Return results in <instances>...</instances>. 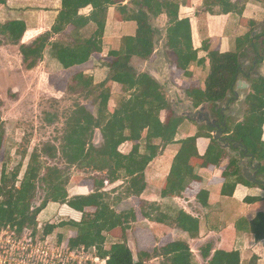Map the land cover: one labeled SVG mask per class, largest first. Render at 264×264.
I'll return each mask as SVG.
<instances>
[{"label": "trees", "instance_id": "trees-1", "mask_svg": "<svg viewBox=\"0 0 264 264\" xmlns=\"http://www.w3.org/2000/svg\"><path fill=\"white\" fill-rule=\"evenodd\" d=\"M125 1L108 0L110 5H119ZM91 2L92 0H61L60 20L75 29L87 27L90 21L81 17L79 13ZM132 3L140 8L141 21L136 36L126 40L124 56L116 58L109 64L110 76L100 86L103 91L93 100L95 115L85 106L77 104L66 120L59 147L48 143L43 146L40 154L34 153L21 180L19 179L21 167L9 173L4 166L0 172V230L9 227L11 231L21 234L25 228L34 229L39 215L49 203L67 205L74 211L82 213V220L63 222L60 226H45L44 235H52L58 227L73 229L76 236L68 241L70 249L96 248L98 256L107 259V264H146L155 258H162V264H198L189 243L181 240L157 248L153 254L139 253L135 257L127 244L126 233L137 219L136 212L133 209L129 212L117 211L115 206L122 203L124 198H117L116 203H113L110 194L103 191L107 184L129 179L128 195L124 196L141 197L147 189L146 168L168 145L176 143L181 145V149L174 159L163 195L172 193L182 197L193 182H202V178L197 175L195 161H201L202 168L210 166L220 168L225 164L224 196H233L239 184L249 187L264 186L247 181L237 161L230 158L214 140L211 141L205 155L201 156L197 141L200 138L212 139L209 133L198 132L195 136L175 142L183 120L174 117L170 104L164 100L166 96L164 87L149 74H138L132 65L133 58L142 61L151 59L161 41L163 33L151 25L150 14L156 16L155 10L163 9L170 19V24L174 25L168 36V47L175 55L174 65L177 70L185 71L189 76L188 68L192 63L204 65V62H198L197 52L192 45L190 21L179 19L178 4L159 3L156 0H133ZM106 18L107 11L103 25L93 32L88 41L70 45L58 44L54 48L55 58L63 69L71 70L83 66L94 55L102 53ZM27 30V24L23 20L0 23V37L18 46L24 66L27 70H33L53 47L51 42L53 35L47 32L31 44H22ZM250 45L254 51L258 49L255 40H252ZM204 48L208 50L207 45H204ZM241 55L242 53L220 52L209 54V75L204 87L188 90V96L196 105L207 103L215 105L224 102L235 92L241 77ZM72 82L74 84L69 86L70 90L77 94L87 93L94 86V79L86 77L84 73L75 74ZM109 82L119 84L122 89L118 109L114 114L109 109L112 97L111 91L106 88ZM250 84V92L243 104V118L230 126L228 133L254 155L261 164L260 173L264 175V79L255 77L250 80ZM164 111L170 112L165 122L161 119ZM98 130L102 142L97 145ZM4 133V125L0 118V149L3 146ZM126 144L131 145V150L128 154H123L120 148ZM58 157H61L69 168L75 167L97 174L91 179L94 181V193L71 197L67 189L70 178L65 172L56 166L44 167L41 163L42 158L56 160ZM39 183L46 187V198L41 206L34 207L33 202ZM208 200L207 191L198 194V201L202 206L206 207ZM161 210L160 206L152 205L143 210L142 215L148 220L174 226L192 239L199 237L198 220L183 210L174 211V215H164ZM155 213L157 217L152 218L151 215ZM117 229L122 233V241L112 244L111 248L106 250L109 235ZM249 231L258 241L264 239V213L258 214L256 219L249 223ZM201 255L207 264H242L239 252L216 251L212 255L211 245L203 248Z\"/></svg>", "mask_w": 264, "mask_h": 264}, {"label": "crops", "instance_id": "crops-1", "mask_svg": "<svg viewBox=\"0 0 264 264\" xmlns=\"http://www.w3.org/2000/svg\"><path fill=\"white\" fill-rule=\"evenodd\" d=\"M132 1L133 0H126L124 3L119 5H110L108 0H92L91 4L82 9L79 13L81 17L87 18L90 21V24L87 27L78 29H75L71 25H68V30L61 33L68 35L69 37H71L70 39H75L77 37L78 39L76 41H78L79 43H84L91 38L95 30L101 28L104 22L105 12L107 11L105 34L103 38V51L100 54L94 55L92 59L87 64H85L88 65L93 63L95 64L96 62L99 63L98 66L100 68L93 69L94 71H92V74L90 75V77L94 79V85L96 83L102 84L108 79V77H106L104 78L105 80H102L99 83L96 82L97 73L102 72L101 74L103 75V73H105L106 71L110 72L109 64L112 63L116 58H122L124 56L126 40L129 37L136 36L138 24L141 21L139 15L140 8L134 5ZM156 1L159 3L168 2L179 5V19H188L190 21L192 31V45L194 50L197 52L199 60L198 62H204V65H199L198 63L194 62L188 68V72L190 73L189 76L186 75L185 71L176 70L174 76L171 77V68L172 65L175 66L174 64L176 62V58L173 51H171V49L168 47V36L174 28V25L170 24V19L165 11H163V9L155 10V14H157L156 16L153 13L150 14L151 25L154 28L162 31L163 33L161 41L156 47V51L148 61H142L138 58H133L132 65L135 68L140 62L147 64L151 60H155L158 65L154 70L149 72V75L155 80H157L155 77H158L161 82L165 83L166 81L161 80L160 70L165 66L167 68L169 67L170 83L174 82L175 85H180V87L170 86L171 92L181 95L182 99L184 97V99L189 100L190 102H192L193 100L188 96V90H190L191 88H202V86L204 87V83L209 75V54L211 52H220L221 54L242 53L244 49H246L248 43H251L252 39L257 36L256 32H259V29L254 28V26L257 25V23L260 21L261 15L264 13V0ZM55 4L57 18V16L60 17V11L62 10L61 0H56ZM25 22L28 28V23L26 20ZM29 30L30 29L28 28V31ZM37 30L38 29L33 31ZM50 30L51 29L49 28V31ZM254 34L256 35L253 37ZM204 45H207V51L204 48ZM49 50L47 52H49ZM80 67L74 69H78ZM198 70H201L204 75L207 73L206 77L204 78L203 85H187L188 81H191L194 77H196L194 71H196L197 73ZM137 73L139 74V72ZM241 81L248 84V88L244 90V99L246 100V96L251 89V84L250 81ZM157 82L160 83L158 80ZM114 84L118 87H121L117 83ZM165 86L166 84L163 87L165 88ZM173 87L176 88V91L172 90ZM95 88H97V86ZM99 95L100 93L98 94V96ZM112 97L109 103V109L110 112L114 114L117 111L118 107L115 110L111 109V104L113 102ZM172 100V95H168V103L171 106L174 117L183 120L182 126L180 127L175 137V142H179L189 137L195 136L198 132H204L188 129L191 127H189V124L192 125L195 123H192L187 118L177 115L172 107ZM244 102L241 105H243ZM163 114H165V117L167 119L170 112L164 111L161 114V119L163 122H165L166 119L164 120L162 118ZM241 120L242 119H240L239 121ZM206 133L208 132L206 131ZM207 141H209L208 144H206ZM96 142L97 145L102 142L101 133L96 135ZM210 144L211 140L208 138L198 139L197 148L201 156L205 155ZM126 145L131 147V145L129 144ZM180 149V144H170L159 154L156 159H154L157 162H162V160L167 158L169 159H167L168 161H170V163L166 170V173L162 176V180L157 181L156 179H154L153 181H150L147 176L148 174L146 170L145 175L147 180V189L141 197H133V199L135 198L137 200H140L147 194L148 197L146 198V202H148V205L160 206L162 209L161 212L164 215H174V211L183 210L186 214L192 216L200 222V235L199 237L192 239L188 236L187 233L177 229L174 226L162 224L142 217V220H144L143 223L148 222L149 224L148 231L146 230L148 236H145V241L143 243L139 241L136 254L132 250L133 243L127 238V244L134 253L135 257H137L139 253L153 254L155 249L171 244L174 241L181 240L189 243L191 251L194 254L196 262L198 264H207V262L202 258L201 255V250L207 245L212 246V255H214L216 251L239 252L241 255L242 264H264V239L258 241L256 239V236L249 231V223L254 221L258 214L264 213V188L260 186L249 187L239 184L236 187L233 196H224L223 188L225 185V179L223 178V172L225 164L220 168L215 166L202 168L201 161H195V164L198 168L197 175L202 178V182H193L183 193L182 197H178L172 193L163 195L166 189L167 180L170 175L174 159ZM120 152H122L121 148ZM122 153L128 154L124 152ZM125 180L128 182L129 179ZM120 181L122 180H119L118 182ZM87 182V187L84 189L88 191V193L79 192L76 195H69L71 197L77 195L88 196L94 193L95 187L91 191V185H94V181L89 180ZM105 189L103 190L104 192ZM204 190L209 193L208 205L206 207L202 206V204L198 201V194ZM248 199H257L258 201L253 202L248 201ZM62 206L66 213L70 215V218L73 221L80 222L82 220V213L74 211L67 205ZM149 206H147V208ZM45 210L42 213H44ZM130 210H132V208H129L128 210L118 211L129 212ZM134 211L136 212V210ZM151 216L152 218H155L157 217V213L152 214ZM140 229L142 228H137L136 233H138L140 236H143L144 234ZM114 232L109 235V238H113L114 236L117 237V234H114ZM128 232L129 230L126 233V236L128 235ZM120 236H122V233L120 234ZM71 238H74V236ZM119 239L120 240H118L117 243H119V241H122V237H120ZM162 262V258H155L147 262L146 264H162Z\"/></svg>", "mask_w": 264, "mask_h": 264}, {"label": "rangeland", "instance_id": "rangeland-1", "mask_svg": "<svg viewBox=\"0 0 264 264\" xmlns=\"http://www.w3.org/2000/svg\"><path fill=\"white\" fill-rule=\"evenodd\" d=\"M55 1L0 0V23L5 24L14 20L27 21L30 30H27L26 36L23 37L22 44H31L39 36L47 32H51L53 35L51 41L53 47L45 54L43 61L33 70H27L24 66L19 47L8 43L0 37V118L3 122L5 132L3 146L0 149V172L4 166L7 167L9 173L21 167L20 180L23 178L31 162V156L34 153L40 154L43 146L48 143L58 147L61 145L66 120L77 104L85 106L91 114L95 115V108L92 106V103L96 96L103 91L100 88L101 83L99 82L110 76L109 71H106L107 73L105 72L103 75L101 74L102 72L97 73L96 82L99 84L96 83L97 85L95 84L87 93L77 94L70 90L69 86L74 84L72 79L75 74L84 73L90 77L92 71H94L93 69H99L100 67L98 66L99 63L96 62L95 64H88L78 69L65 70L55 58L54 48L58 44L70 45L79 43L76 41L78 39L77 37L70 39L71 37L68 35L60 33L61 31L68 30V25L64 24L58 16L56 18ZM49 28L51 29L50 31ZM254 28H261L264 31V13ZM36 29L38 30L33 31ZM257 45L258 48L264 50V41L257 42ZM254 57V48L248 43L246 49L242 52L241 62L253 61ZM157 65L155 60H151L147 64L140 62L135 67V70L139 74H149ZM171 69L172 77L177 69L173 65ZM194 73L196 77L188 81L187 85L202 86L207 73L204 75L201 70H198L197 73L194 71ZM254 74L256 77H263L264 79V60L259 64ZM165 84L166 86L163 90L166 96L164 100L168 101V95H170L169 93L171 91L170 86L180 87V85L178 86L174 82L169 83L167 81ZM96 86L97 88H95ZM106 88L113 95L111 109L115 110L121 98V87H118L113 82H109ZM238 113L234 119L229 121L230 126L235 125L243 118V105H241ZM162 118L164 120L166 119L165 114H163ZM48 120L52 122L49 123ZM189 127L188 129H193L194 131H207L205 127L198 124H189ZM96 134H100V131L98 130ZM130 148V146L125 145L121 147V151L128 153ZM167 159L162 160V162L153 160L148 165L146 170L150 181L154 179L157 181L162 180V176L166 173L170 163L168 161L169 159ZM41 163L44 167L56 166L65 172L66 176L70 178L67 187L70 195H76L79 192L88 193L84 189L87 187V181L97 176V174H93L89 170H81L75 167L69 168L61 157H58L56 160L42 158ZM44 173L43 171L42 174ZM98 176L101 175L98 174ZM93 188L94 185H91V191ZM105 192L110 194L113 203H116L117 198H124V202L115 206L117 211L128 210L129 208L136 210L137 219L132 223L131 231L129 230L126 236L133 243L132 250L136 254L139 241L143 243L145 236H148L149 224L148 222L143 223L144 220H142V211L149 206L148 202H146L148 195L146 194L140 200L133 199V196L126 198L124 196L128 195V182L126 180H122L113 185H107ZM45 198L46 187L39 183L36 191V199L33 202L34 207L41 206ZM42 214L38 217L34 227V238H36V242L38 241L37 243H48L49 246L54 248L61 246L62 243L67 244L71 237H75L76 232L68 227H58L52 235H44L45 226H60L63 222L73 221L61 204L49 203L45 212ZM137 228H142L140 230H142L143 236L136 233ZM27 229L28 231L17 236L12 235L13 232H11L9 227H4L0 230V264H5V259L9 254H14L19 248H25L27 239L32 237L31 228ZM114 234H117V237L111 236L113 238L108 239L105 246L106 250H109L112 244L117 243L120 240L119 238L122 237L120 236L121 231L119 229ZM22 254L23 252L21 251ZM32 256L37 257V254L34 252ZM88 256L90 262L86 260L83 264H94L91 262V258L98 256L97 250L89 251Z\"/></svg>", "mask_w": 264, "mask_h": 264}, {"label": "flooded vegetation", "instance_id": "flooded-vegetation-1", "mask_svg": "<svg viewBox=\"0 0 264 264\" xmlns=\"http://www.w3.org/2000/svg\"><path fill=\"white\" fill-rule=\"evenodd\" d=\"M252 40H255V43L264 41V31L259 28L257 36ZM254 60L242 63L241 67V80L250 81L256 76L254 72L257 70L259 64L264 60V50L258 48L254 51ZM161 71V80L168 81L170 83V73L169 67H163ZM239 80V81H241ZM238 81V82H239ZM244 91V90H243ZM238 90V83L235 89V92L232 95H229L227 100L215 105L211 103L196 105L194 101L190 102L189 100L182 99L181 95L174 94L170 91L172 95V107L177 115H180L184 118H187L192 123L201 125L207 129V132L212 136L211 141L214 140L213 136L217 137L216 141L221 148H223L230 158H233L237 161L238 166L242 171L243 177L246 179L247 176L249 179L247 181L252 184L263 185L264 186V175L260 173L261 164L256 160L254 155L250 154L242 145L238 144L234 139L231 138V135L228 133L230 127L229 121L234 119L241 107V104L244 102V92ZM179 95V96H178ZM190 104H193L194 111L189 107Z\"/></svg>", "mask_w": 264, "mask_h": 264}, {"label": "built area", "instance_id": "built-area-1", "mask_svg": "<svg viewBox=\"0 0 264 264\" xmlns=\"http://www.w3.org/2000/svg\"><path fill=\"white\" fill-rule=\"evenodd\" d=\"M31 230L32 237L26 238L27 245L25 248H19L14 254H9L5 259V264H83L85 263L84 261H89V251L96 250L95 248L87 250L84 247L70 249L69 242L67 244L62 243L61 246L53 248L48 243H37L38 241L36 242V238H34L35 230ZM26 231H28L27 228L21 234ZM12 235L17 236L20 234L13 232ZM21 251L23 252L22 255ZM34 252L37 254V257L32 256ZM91 259V262L94 264H107V259H101L98 256Z\"/></svg>", "mask_w": 264, "mask_h": 264}, {"label": "water", "instance_id": "water-1", "mask_svg": "<svg viewBox=\"0 0 264 264\" xmlns=\"http://www.w3.org/2000/svg\"><path fill=\"white\" fill-rule=\"evenodd\" d=\"M256 33H258V32H256ZM255 35H256V34H254L253 37H254ZM155 78H156L157 80L159 79L158 77H155ZM158 81L160 82V85H161V86H164V85H165V82H161L160 79H159ZM247 88H248V84H247V83H245V82H243V81H239V82H238V90H242V91H243V90H245V89H247ZM172 90H173V91H176V88L173 87ZM244 98H245V97H244ZM189 107L191 108V110L194 111L195 108H194L193 104H190ZM213 138H214V140H217V137H216L215 135L213 136ZM245 177H246L247 180L249 179L247 176H245ZM250 182H253V181L250 180Z\"/></svg>", "mask_w": 264, "mask_h": 264}]
</instances>
